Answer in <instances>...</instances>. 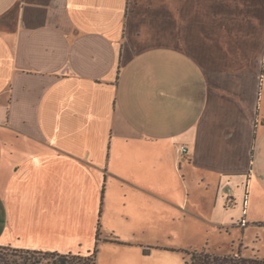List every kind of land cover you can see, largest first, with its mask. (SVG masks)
<instances>
[{
	"label": "crops",
	"instance_id": "obj_1",
	"mask_svg": "<svg viewBox=\"0 0 264 264\" xmlns=\"http://www.w3.org/2000/svg\"><path fill=\"white\" fill-rule=\"evenodd\" d=\"M129 2L0 0V246L87 254L116 223L192 216L189 176L211 219L232 188L264 220L261 47L209 40L202 61Z\"/></svg>",
	"mask_w": 264,
	"mask_h": 264
},
{
	"label": "rangeland",
	"instance_id": "obj_2",
	"mask_svg": "<svg viewBox=\"0 0 264 264\" xmlns=\"http://www.w3.org/2000/svg\"><path fill=\"white\" fill-rule=\"evenodd\" d=\"M173 4L171 0H130L132 25L150 28L161 43H184V47L202 61H205L210 51L207 48L209 40L223 39L232 41L234 45L247 41L252 49L255 47L258 50L261 47L264 56V0H180L175 4L177 9L180 6L178 13ZM187 182L184 188L189 189L190 186L192 190L190 194L184 190L189 200L186 205L194 215L191 216L182 207V213L176 208L173 215L154 213L147 224L135 220L131 223H116L113 228L119 238H104L98 247L97 264H187L189 255L185 251H200L203 248L264 258V220L255 224L250 222L249 197L245 191L241 193V202L236 205L231 188L224 198L228 203L225 207L230 210L229 214L215 210V218L211 219V210L204 194L193 191L195 189L191 183L194 180L190 176ZM173 200L177 205L185 204L184 200ZM234 207L236 212L232 213ZM221 221H233V224L224 226ZM140 237L142 243L136 245L134 240ZM128 244L141 247L140 254L150 256L138 262L134 254L136 251L126 249ZM145 248L150 249L149 254H145Z\"/></svg>",
	"mask_w": 264,
	"mask_h": 264
},
{
	"label": "trees",
	"instance_id": "obj_3",
	"mask_svg": "<svg viewBox=\"0 0 264 264\" xmlns=\"http://www.w3.org/2000/svg\"><path fill=\"white\" fill-rule=\"evenodd\" d=\"M100 232L101 222H99L97 240H99ZM98 252V241L94 249L87 254L0 246V264H97ZM144 252L149 254L150 249L145 248ZM185 252L189 255L187 264H264V258H251L240 252L227 254L206 248Z\"/></svg>",
	"mask_w": 264,
	"mask_h": 264
},
{
	"label": "built area",
	"instance_id": "obj_4",
	"mask_svg": "<svg viewBox=\"0 0 264 264\" xmlns=\"http://www.w3.org/2000/svg\"><path fill=\"white\" fill-rule=\"evenodd\" d=\"M181 150H182L183 152H186V151L188 150V148H187L186 146H182Z\"/></svg>",
	"mask_w": 264,
	"mask_h": 264
}]
</instances>
